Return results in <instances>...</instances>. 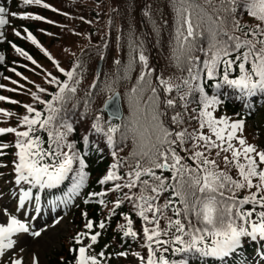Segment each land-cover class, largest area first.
<instances>
[{
	"label": "snow or ice",
	"instance_id": "6c2138e0",
	"mask_svg": "<svg viewBox=\"0 0 264 264\" xmlns=\"http://www.w3.org/2000/svg\"><path fill=\"white\" fill-rule=\"evenodd\" d=\"M20 4L60 12L46 0H19ZM168 4L170 22L158 24L151 20V10L144 13L161 39L162 29L168 27L165 71L152 64L145 41L133 37L113 56L110 82L102 71H94L91 82L82 83L86 81L82 60L65 68L23 29L57 74L44 71L45 87L10 69L35 90L16 125L0 127V138L14 137L0 141V169L11 165L17 201L15 212L0 211V264H40L38 255L26 261L16 252L21 235L38 238L46 230L37 227L39 217L28 211V205L47 190L62 192L52 202L53 211L77 200L107 209L98 222L82 212L84 231L73 237L70 264H111L113 254L107 245L100 251L96 246L117 216L123 220L117 228L121 239L139 243L140 250L131 252L134 264H190L192 255L222 260L234 255L246 239L264 242V141L249 142L243 119L220 114L225 90H232L248 107L251 98L264 96V0H168ZM15 19L55 23L40 14L0 6V40L6 41L5 30ZM13 34L22 36L15 29ZM120 40L117 36L116 42ZM11 47L40 67L15 43ZM4 79L16 85L9 92L25 87L10 77ZM126 81L125 115L114 89ZM82 90L84 105H90L98 91L112 93L90 122L112 158L96 181L99 191L89 190L84 146L92 149L91 138L83 136L79 146L70 139L75 132L70 121ZM0 102L20 105L4 95ZM0 115L15 114L0 109ZM9 154L13 159L6 163ZM125 207L127 211H122ZM59 222L58 218L54 225ZM114 255L127 258L129 253L121 250Z\"/></svg>",
	"mask_w": 264,
	"mask_h": 264
},
{
	"label": "trees",
	"instance_id": "16d2710c",
	"mask_svg": "<svg viewBox=\"0 0 264 264\" xmlns=\"http://www.w3.org/2000/svg\"><path fill=\"white\" fill-rule=\"evenodd\" d=\"M46 2L59 9L60 12L53 13L39 6H31L25 9L22 4L18 6L19 0H8L7 3L6 0H0V6L9 7L11 11H30L34 14L42 15L48 20L55 21L54 24H48L15 19L12 21V25L6 28V41L0 40V56L4 57V61H0V85H4V88L0 89V95L20 102L19 106L0 102V109L11 111L15 114L11 118L3 117V120H5L3 123H7L6 125H16L18 117L25 114L23 105L32 103L30 91L35 90L32 83H28L20 77L15 76L14 72L10 71V69L14 68L22 76L29 78L27 81H34L36 84L45 87L47 85L43 83L45 79L44 71L57 74L52 63L35 45H32L26 39V33L23 32L24 28L31 31L41 46L65 68L68 67L69 62L75 63L77 60H82L86 77V81L82 80V83L91 82L94 71H102L104 73L103 78L110 82L111 75L115 71V65L112 63L113 56H118L121 53L122 47L126 48L127 42L133 37L137 40L145 41L151 53V62L154 66L161 72L167 68L169 52L167 45L169 36L168 27L165 26L162 29L163 38L161 39L154 34L151 21L144 16V13L151 10V20L156 21L158 24H163L165 20L170 22L171 12L168 0H46ZM81 17L84 18V21L91 20V23L82 21ZM13 29L21 31V38L13 34ZM117 36L121 37L118 43L116 42ZM105 41L108 44L107 48L102 43ZM11 43H15L23 51L28 52L40 67L37 68L26 57L19 55L11 47ZM101 56H105L106 60H101ZM4 77H10L12 80L19 81L20 84L25 85L24 89L15 92L7 91L9 88H16V85H13L9 80H5ZM128 83L126 81L123 85H118L114 89L115 92L120 94L121 109L125 115L127 114L126 92ZM83 91L81 97L77 99L78 107L74 111L70 121L75 128V132L71 134L70 139L79 146L83 143V136L88 135L91 138L92 149H89L87 145L84 146V150L88 151L86 158L88 168L86 170L89 172V190L99 191L100 188L96 184V181L106 173L108 165L112 162V158L109 155V150H103V137L96 136L91 131L90 122H92V114L94 112L99 114L98 109L101 108L102 102L112 93L98 91L92 98L91 104L84 105L85 97ZM214 91V89L210 90V92ZM222 100L223 104L220 114L236 119H244L246 122L252 121L258 128L264 131V96L251 98V107L246 106L245 101L237 99L236 94L232 90H225ZM246 111H251V115L245 116L244 112ZM13 140L14 137L12 135L0 138V141L5 143ZM97 147L102 151H96ZM9 152H14V149H10ZM10 157L13 159L11 154L7 156L9 160ZM122 211H127V207L122 209ZM82 212H88L89 218L98 222L105 218L107 209L93 205H84L80 201L75 216L78 227L82 226ZM122 222V217L119 216L108 222L110 227L98 239L97 251H100L107 245L108 252L112 253V256L115 257L114 253L121 250L128 252L130 256L131 252L140 250L138 242L121 239L117 228ZM137 227H139L138 224ZM70 245L71 247H66L63 252H54L48 264H70L72 259L70 249L74 246L72 242ZM255 249H261L260 243L246 239L234 255H230L222 260L192 255L190 257V264H240ZM113 257L111 264H114Z\"/></svg>",
	"mask_w": 264,
	"mask_h": 264
},
{
	"label": "rangeland",
	"instance_id": "374dc122",
	"mask_svg": "<svg viewBox=\"0 0 264 264\" xmlns=\"http://www.w3.org/2000/svg\"><path fill=\"white\" fill-rule=\"evenodd\" d=\"M5 31L7 32V30ZM232 118L236 119L234 117ZM3 122H5V120H3V116L0 115V127H8V125H6L7 123ZM244 135L249 142L264 141V131L255 126L252 121H245ZM4 160L7 163L12 159L10 157L9 160L5 157ZM10 169V164L8 167L0 169V211L4 208H8L9 211H14L17 203V201H15L11 204L13 199L16 198V188L13 184V175ZM11 193L14 194L11 195ZM75 205L76 202L73 206L69 205L66 208L64 205H61L62 208H59V206L53 211L52 205L49 203L41 204L39 213H36L34 210V213L31 214L38 215L39 218L35 221L37 227L46 229L45 231H49V234L46 237L43 231L42 235L38 238H34L27 234L21 235L18 238L16 254L22 256L26 261L29 260L31 255L36 254L39 257L40 264H48L54 252H63L66 247H71L70 243H73V237L76 235L77 231L75 230V226L71 223V220H74L72 209ZM58 218L60 222L54 225V221ZM20 249H23V251L21 252ZM112 257L113 256H111V259ZM113 259L114 264H134L133 258L130 255L127 258L115 256Z\"/></svg>",
	"mask_w": 264,
	"mask_h": 264
},
{
	"label": "water",
	"instance_id": "95a60500",
	"mask_svg": "<svg viewBox=\"0 0 264 264\" xmlns=\"http://www.w3.org/2000/svg\"><path fill=\"white\" fill-rule=\"evenodd\" d=\"M97 68H99V66H97ZM119 104H120V100H119ZM105 112H106V114L108 115V117L111 118V117H110V111H109L108 109H106Z\"/></svg>",
	"mask_w": 264,
	"mask_h": 264
},
{
	"label": "bare ground",
	"instance_id": "6f19581e",
	"mask_svg": "<svg viewBox=\"0 0 264 264\" xmlns=\"http://www.w3.org/2000/svg\"><path fill=\"white\" fill-rule=\"evenodd\" d=\"M46 232V233H45ZM43 234H45L44 236H46L47 237V235L49 234V231H44V233Z\"/></svg>",
	"mask_w": 264,
	"mask_h": 264
}]
</instances>
